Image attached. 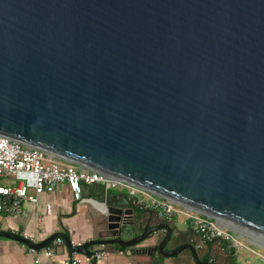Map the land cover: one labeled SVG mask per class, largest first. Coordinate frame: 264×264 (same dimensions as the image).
Segmentation results:
<instances>
[{
    "label": "water",
    "instance_id": "1",
    "mask_svg": "<svg viewBox=\"0 0 264 264\" xmlns=\"http://www.w3.org/2000/svg\"><path fill=\"white\" fill-rule=\"evenodd\" d=\"M0 134L264 236V0H0ZM140 209L55 236L205 264Z\"/></svg>",
    "mask_w": 264,
    "mask_h": 264
},
{
    "label": "crops",
    "instance_id": "2",
    "mask_svg": "<svg viewBox=\"0 0 264 264\" xmlns=\"http://www.w3.org/2000/svg\"><path fill=\"white\" fill-rule=\"evenodd\" d=\"M84 195L95 199V202L75 200L68 184H60L55 190L40 194L38 202H24L20 214L0 215V231L23 238L27 235L29 237L27 240L31 243H48L45 246L52 245L55 239L61 237L55 236L56 233L64 232L71 238L72 245L84 244L98 239L100 233L107 228L106 214L109 205L118 206L127 200L136 203L135 198L130 196L126 188L107 187L102 183L85 185ZM136 198L148 200L146 196L136 195ZM49 206H51L50 211ZM140 208L149 215L152 225L172 221L174 228L181 230L182 233L178 239L169 243L166 250L171 251L180 244H190L197 251L201 262L205 264H239V254L229 250L225 241L203 242L200 234L191 225L183 228L177 224L176 217L173 220H167L159 217L154 209L141 205ZM164 233L165 231H160L159 235L163 236ZM132 234L130 232L128 238H131ZM63 240L64 242L60 245L54 244V256L48 257L40 252L39 264H54L60 259L69 257L73 250L64 238ZM103 248L96 246L94 252ZM30 249L31 247L21 240L0 236V264H36L37 254H33ZM116 249L117 247L112 245L107 247L108 254L99 264H198L189 248L184 249L177 256H158L156 261L143 254L130 253L129 248L122 247L118 251Z\"/></svg>",
    "mask_w": 264,
    "mask_h": 264
},
{
    "label": "built area",
    "instance_id": "3",
    "mask_svg": "<svg viewBox=\"0 0 264 264\" xmlns=\"http://www.w3.org/2000/svg\"><path fill=\"white\" fill-rule=\"evenodd\" d=\"M63 183L68 184L75 200L90 203L95 202V199L84 195L85 185L102 183L107 187H124L130 196L135 198L134 202L156 210L159 217L173 220L178 214H184L191 226L200 234L203 242L222 240L226 242L229 250L235 252L243 247L248 248L243 235L251 237L250 243L256 244L261 241L260 237L243 233L239 228L222 219L201 213L106 173L63 159L42 148L0 134V215L20 214L24 202H38L40 194L51 192ZM136 195L146 196L148 200L136 198ZM5 196L10 197V200H5L3 198ZM24 237L29 239L27 235ZM63 242V238L58 237L52 245L43 248L31 247L30 251L37 254L35 263H40V252L52 257L55 255L54 244L60 245ZM76 245L82 244L78 243L74 246ZM107 254L105 248L95 251L90 256L73 250L69 257L60 259L54 264H99Z\"/></svg>",
    "mask_w": 264,
    "mask_h": 264
},
{
    "label": "rangeland",
    "instance_id": "4",
    "mask_svg": "<svg viewBox=\"0 0 264 264\" xmlns=\"http://www.w3.org/2000/svg\"><path fill=\"white\" fill-rule=\"evenodd\" d=\"M177 218V224L180 227H187L189 225H191L189 223V219L187 218L186 215L184 214H178L176 216ZM241 230V229H240ZM243 233L245 232L244 230H241ZM247 233V232H245ZM242 234V233H241ZM247 234H250L249 232ZM253 235V234H250ZM254 236V235H253ZM257 236V235H256ZM249 238H251L248 235H243V239L245 240V244L248 246L247 247H243L242 249L240 248L237 251V254H239L240 257V262L239 264H264V238H261V241H258V243L254 244V243H250L251 241L249 240ZM251 248V249H249Z\"/></svg>",
    "mask_w": 264,
    "mask_h": 264
},
{
    "label": "bare ground",
    "instance_id": "5",
    "mask_svg": "<svg viewBox=\"0 0 264 264\" xmlns=\"http://www.w3.org/2000/svg\"><path fill=\"white\" fill-rule=\"evenodd\" d=\"M225 222H227V221H225ZM228 223H230V222H228ZM231 224H233L234 226H236L237 228H239V229H241V230H244L245 232H249L250 234H253L254 236H256L257 235V237H260V239L261 238H264V236L262 235V234H259V233H256V232H254L253 230H250V229H248V228H245V227H241V226H238V225H235L234 223H231ZM262 240V239H261Z\"/></svg>",
    "mask_w": 264,
    "mask_h": 264
}]
</instances>
